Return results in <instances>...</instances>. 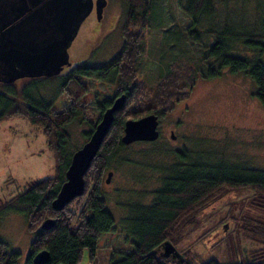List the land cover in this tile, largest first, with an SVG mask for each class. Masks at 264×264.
<instances>
[{"label":"trees","instance_id":"trees-1","mask_svg":"<svg viewBox=\"0 0 264 264\" xmlns=\"http://www.w3.org/2000/svg\"><path fill=\"white\" fill-rule=\"evenodd\" d=\"M236 1L238 7L233 12L226 13L227 10L222 8L223 13H220L217 0H178L183 11L192 18L188 34L202 46L203 53L199 60L181 57L171 60L167 71L155 84L138 77L146 49L147 29L154 26L153 0H126L123 48L108 63L90 65L83 61L64 74L60 91L68 98V105L57 110L44 96L35 95L26 86L17 88L13 82L6 83L7 87L0 90V121L23 116L32 125L41 127L56 160V175L31 181L16 196V208L25 213L28 229L35 232L25 264H34V256L44 249L50 255L43 264H78L86 248L90 259L97 260L100 236L115 229V219L107 208L103 189L112 167L117 169L127 165L131 173L139 171L132 175L146 188L137 190L143 196L151 194L152 200L128 204L129 215L123 220L133 236L134 247L119 259L110 258L108 264H173L162 253L166 242H171L184 224L192 222L195 213L209 200L227 191L252 190L258 206L264 210V168L229 166L223 159L215 160L214 155L200 156L195 148L174 146L161 140V136L154 141H135L148 142L149 146L135 151L140 157L134 158L129 155L132 152L126 151L131 143L122 141L128 119L152 112L162 118L177 103L191 96L199 76L216 77L224 68L247 72L257 82L256 95L264 105V8H260L261 0H255L257 18L247 21L246 14L240 10L242 0ZM238 17L242 18L240 22ZM83 76L116 87L113 97L99 102L102 111L98 118L88 119L89 128L83 132L87 139L103 111L117 96L125 93L126 102L115 113L85 174L84 193L56 210L52 202L65 180L73 154L66 155L71 139L66 126L80 114L87 120L88 106L81 99L89 86ZM166 157L168 161L164 159ZM7 203H0V213ZM134 208L138 213L134 214ZM47 218L54 219V225L42 229ZM241 220L244 221L243 217ZM256 222L250 219L243 225L247 230L253 227L254 232L261 235V247L250 253L249 260L220 263L211 258L199 264H264V221ZM20 255L19 251L10 250L8 243L0 238V264H18ZM177 264L191 263L181 261Z\"/></svg>","mask_w":264,"mask_h":264},{"label":"rangeland","instance_id":"rangeland-1","mask_svg":"<svg viewBox=\"0 0 264 264\" xmlns=\"http://www.w3.org/2000/svg\"><path fill=\"white\" fill-rule=\"evenodd\" d=\"M106 1L101 18L94 7L80 25L69 46L70 65L56 75L19 78L13 82L14 86L29 87L35 95L51 101L57 110L68 105V98L60 91L64 74L83 61L90 65L108 63L123 48L126 0ZM237 2L217 0L218 10L223 13L222 8H225L226 13L231 12L238 7ZM256 3L255 0L239 2L247 21L257 18ZM263 5L264 0H261L260 8H264ZM153 6L154 26L147 29L146 49L138 75L150 84H155L167 71L171 60L180 57L199 60L203 53L202 46L188 34L192 18L183 11L178 0H153ZM241 20L238 17L237 21ZM83 79L89 86L81 99L88 106L87 120L80 114L66 126L71 135L67 156L86 141L83 132L89 128L88 119L98 118L102 111L99 102L113 97L116 89L114 84L102 80L87 76ZM6 87V82L0 81V90ZM257 89V82L245 71L232 72L224 68L216 77L199 76L191 96L160 118L162 135L159 138L180 148H195L200 156L214 155L215 160L223 159L229 166L264 168V105L256 95ZM170 128L178 136L176 141L169 137ZM148 146V142H134L126 151L138 158L140 155L135 151ZM164 159L168 161L167 157ZM55 161L41 127L32 125L23 116L0 121V203L8 202L0 213V238L8 243L10 250L21 253L18 264L26 263L35 232L28 229L25 213L16 208V196L31 181L56 175ZM109 170L113 174L103 189L107 208L115 219V229L100 236L96 261L90 259L86 248L78 264H108L110 258L119 259L132 249L133 236L123 220L129 215L128 204L152 200L151 194L143 196L137 190L146 188L133 176L139 171L133 174L127 165ZM133 212L138 213L135 208ZM194 216L192 222L184 224L171 238L178 255L163 253L169 263L199 264L211 258L220 263H238L249 260L250 253L261 247V235L255 233L253 227L247 230L243 226L250 219L264 221V210L258 206L257 197L250 189L227 191L209 200ZM240 216L245 222L238 218Z\"/></svg>","mask_w":264,"mask_h":264},{"label":"water","instance_id":"water-1","mask_svg":"<svg viewBox=\"0 0 264 264\" xmlns=\"http://www.w3.org/2000/svg\"><path fill=\"white\" fill-rule=\"evenodd\" d=\"M106 0H0V81L14 82L23 77L52 76L70 65L69 46L78 34L80 25L96 7L102 17ZM126 94L117 96L107 107L91 136L72 154L65 180L52 202L62 209L84 193L85 174L113 123L115 113L123 108ZM159 115L149 113L125 122L122 141H154L160 137ZM173 137L175 133L172 132ZM113 171L110 170L107 182ZM54 225V219L43 221L42 229ZM166 254L175 251L166 242ZM49 251H39L34 264L49 259Z\"/></svg>","mask_w":264,"mask_h":264},{"label":"flooded vegetation","instance_id":"flooded-vegetation-1","mask_svg":"<svg viewBox=\"0 0 264 264\" xmlns=\"http://www.w3.org/2000/svg\"><path fill=\"white\" fill-rule=\"evenodd\" d=\"M6 83H7V82H6ZM159 123H160V118H159ZM158 127H159V130H160V136H161L162 133H161L160 126L158 125ZM169 131H170V136H169L170 139L173 140V141H176V139L178 138L177 134H175V135H176L175 137H173V135H172V132L175 133L174 129H173V128H170ZM167 137H168V136H166V138H167ZM167 139H168V138H167ZM162 253L166 254V249L163 250ZM173 253H174L175 255H178L175 251H173L171 254L173 255Z\"/></svg>","mask_w":264,"mask_h":264},{"label":"crops","instance_id":"crops-1","mask_svg":"<svg viewBox=\"0 0 264 264\" xmlns=\"http://www.w3.org/2000/svg\"><path fill=\"white\" fill-rule=\"evenodd\" d=\"M50 149V148H49Z\"/></svg>","mask_w":264,"mask_h":264}]
</instances>
